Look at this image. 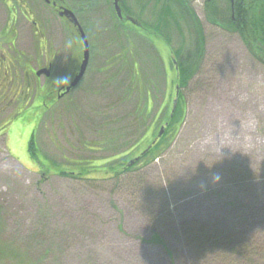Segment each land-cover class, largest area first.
<instances>
[{"label": "rangeland", "instance_id": "rangeland-1", "mask_svg": "<svg viewBox=\"0 0 264 264\" xmlns=\"http://www.w3.org/2000/svg\"><path fill=\"white\" fill-rule=\"evenodd\" d=\"M184 1L193 16L181 15L179 26L174 16L163 33L178 64L193 70L184 89L185 121L167 148L136 171L118 179L86 172L119 162L152 126L160 130L175 97V71H168L166 44L153 35L155 45L138 37L128 19L126 31H117L122 24L111 8L94 13L95 25L89 13L78 14L94 48L84 79L70 95L52 101L50 92L33 85L22 103L21 75L4 88L0 264H264V61L253 55L264 52V40L249 46L240 34L215 25L203 0ZM260 2L247 0L245 19L259 33ZM125 3L149 25L162 7L149 5L142 13L140 0ZM217 5L214 15L222 21L230 0ZM44 15L52 39L48 51L55 52L66 30L57 15ZM24 24L16 46L10 40L19 74L37 67L34 58L41 53ZM77 53L82 59V45ZM134 60L147 90L146 107L151 102L148 117L135 110ZM108 63L105 69L112 72L101 73ZM60 172H83L92 180Z\"/></svg>", "mask_w": 264, "mask_h": 264}, {"label": "flooded vegetation", "instance_id": "flooded-vegetation-1", "mask_svg": "<svg viewBox=\"0 0 264 264\" xmlns=\"http://www.w3.org/2000/svg\"><path fill=\"white\" fill-rule=\"evenodd\" d=\"M212 1L213 2L217 1V3L219 2V0H203L205 4L208 3L212 4ZM153 2L155 3L154 5L152 4ZM245 2H247V0H230L232 8L235 3L243 5L245 4ZM164 3H165L164 0L161 1V4L160 3L156 4L155 0H140V5H139L141 9L140 11L144 13L146 12L145 7L147 8L149 5L156 7L159 5H163ZM217 3L215 8L218 7ZM118 4L122 11V15H123L122 18L118 16L115 0H103L101 4H100V0H0V17L5 18L3 26L0 27V95H3V93L5 92L4 88H9V89L11 88L12 86L11 83L13 82L12 79L16 78L15 75L22 76L23 78L22 87L24 88V90L26 88L27 90L31 89V87L34 85L33 87H36V89H41V91L48 93L50 92L49 96H50V100L52 101H57L58 99L65 98L66 96L70 95V93L73 92L81 84L82 80L85 77L84 75L76 86H71L72 82L75 80L76 76L80 72L81 65L84 59L85 46L83 39L81 37L79 25L74 23L71 15H68V12L71 14L72 13L75 14L80 24L82 23L80 22L78 14L81 12L87 14L89 13L91 15V19H90V21H92L91 23L95 25L96 19L94 13H97L99 9L109 7L112 10H114L116 19L123 26V27L121 25L118 26L117 31L125 32L126 29L128 28L125 24L127 22V16H129L131 12L128 10V7H126L127 5L125 3V0H118ZM204 8L205 10H207L208 9L207 5H205ZM165 9L166 7H161V11H165ZM172 9H174V7L171 8V10ZM44 10H49L53 14L57 15L59 17L58 21L60 22V25H62L63 29L66 30L65 32L67 37L61 40L63 42L59 48L56 47L55 52L51 50V52L49 53L48 51V47L51 45L52 39L49 36H46L45 30L47 24L45 23L46 19L44 15ZM217 18L220 20L219 17ZM172 19L174 20V17H172ZM232 19L234 21H236L237 19L235 12H233L232 14ZM138 21L141 25L138 26L135 25V29H136L135 34L138 37L146 38L152 41L154 45L156 42L155 40L157 38L158 40L166 44L169 54L168 55L169 59H167L168 71L171 70L172 66H174L175 69L176 65L173 62L175 60L174 57L175 51L171 49L170 42L167 41L164 33L156 32L157 30L156 31L154 30L153 25H149L147 23H145L144 25L143 23L144 21L142 19L138 18ZM23 23H25L24 24L25 28L26 27L30 28L27 29V32L29 33L31 40H33V43L35 41L37 45L40 47L41 53L39 55H35L34 58L38 62L37 67L34 66L33 68L30 67L28 69H23L21 74H19L20 69L18 70L19 67L17 68L16 63H14L15 58H13L12 55V52H14L13 50H15V47L13 49L10 48L11 47L10 40L12 39L14 45L16 46L22 34ZM170 24L171 23H169L168 26H170ZM215 25L221 26V28L224 29V27L220 24L216 23ZM81 26L85 31L84 26L83 25ZM235 33L239 35L238 32ZM152 35L157 38H153ZM87 41L89 44V64H88L89 66L90 61L93 57L94 44L93 45L91 44L88 37H87ZM251 43L253 44L252 40ZM81 45H82V59H80V57L77 58V54H78L77 51L78 50L80 51ZM139 46L140 44L137 42L138 53L134 54L136 57L140 55L142 56ZM70 49H71V53L69 54L68 52H70ZM122 57H125V55H122ZM134 61L136 67L135 80L137 79V81L139 82V84H137L135 87V91L137 92V101H136L137 105L135 110H137L138 113L142 116V110L144 107L143 89H142L143 82L142 79H139L138 61L136 60ZM17 63L18 65H20L19 61ZM123 64H127V62ZM110 67H111V63H108L103 70H100V72L110 73L112 72L111 70L105 69ZM41 69H45V71L47 69L48 71H50V74L48 75L47 72H43L41 75H37V72ZM54 75L56 78H54ZM132 77L133 74L130 77L131 78L130 82H133ZM17 78L19 77L17 76ZM109 80H110L109 82H112L111 79ZM137 81L136 83H138ZM149 94H148V99L150 98ZM46 97L47 95H44V98ZM148 103L149 104L147 105V108H150L151 102H149V100ZM161 110H162V106L158 109L157 116H159ZM166 123H168V125L166 126V130H167L169 126V120H165L163 123H161V125ZM148 132L149 133H147L146 135H142L140 137V142L146 137L148 140L150 139L149 142L150 144L158 134V132L155 133V131L153 130V126L152 128L149 129ZM141 145L142 144L138 143V145L133 151L135 152V154L132 155V157L139 155L145 149L144 147H141ZM70 173L72 175L77 174V172L76 173L70 172Z\"/></svg>", "mask_w": 264, "mask_h": 264}, {"label": "trees", "instance_id": "trees-1", "mask_svg": "<svg viewBox=\"0 0 264 264\" xmlns=\"http://www.w3.org/2000/svg\"><path fill=\"white\" fill-rule=\"evenodd\" d=\"M155 1H156V4H159V3L161 4V1H163V0H155ZM164 2L165 3L162 5V7H166V9H165V11H161L159 13V15L156 19L157 21L153 25L154 30L155 31L157 30L156 32L163 33L165 30L164 25L168 26V24L172 22L171 19L174 16H175L174 21H176L175 22L176 26L177 25L179 26L178 19L181 15H183L185 20H186V18H188L189 15H191V17L193 16L190 9L187 7L188 5L186 4V2L184 0H164ZM152 4L154 5L155 3L153 2ZM210 5L211 4H209V3L207 4L208 10H209L208 18L217 22V24L222 25L224 27V29H226L228 31L238 32L241 35L242 40H244V42H246V44H248V45L250 44L249 46H251V40L253 41L254 44L256 43L257 45H258L257 42H259V40H261V39L264 40V14H263L262 18L257 19L259 21V24L262 25V27H263V28H261V26L259 27L260 33L254 31L253 29H249V23L247 22V24H246V21H245L246 14L248 13L247 12V10H248L247 9V2H245V4H243V5L235 3L233 8H232L231 3H230L229 7L226 6L223 10L222 21H220L217 18V16L214 15V9L216 7V3L213 4L212 6H210ZM260 6L264 7V3L260 2L259 7ZM173 7H175L174 15L172 14L173 12H171V8H173ZM233 12L236 13V16H237L236 21H234L232 19ZM260 21L262 24L260 23ZM143 23L145 25V22H143ZM199 29H198V27L195 29L196 32H198L199 42L204 43L205 38L203 37L202 27H201V30H199ZM166 39H167V41H169L168 38H166ZM259 48H262V47H259ZM256 52H258V51L256 50ZM203 53L204 52H203L202 48L198 47L197 50L195 51V56L197 58H200L203 55ZM260 53H262V55H263L262 57L264 58V52L260 51ZM174 71H175L174 72L175 76H174V78L171 79V82L172 81L175 82V85H179V87H180L178 105H177V108H176L175 112L173 113V115H171L172 103L169 104V101H168V106H170V110H169L168 115H167V119L169 120V126H168V129L163 134V136L161 138H159L158 141L154 144L152 149L144 157H142L138 162H136L134 165H132L130 167L125 168L129 159H131L132 155L135 154V152H133L134 150L131 153L123 156V159L120 160L119 162L109 164L108 166L104 167V169L102 166L99 167L98 165H93V166H91V169L86 170V172H100V173L105 174L104 179H118V178H120V176H122L126 173L136 171L140 165H146V164L152 162L154 159H156L162 153V151H164L167 148V146L171 142V139L176 137V135L180 131V129H181V127L185 121L186 96L184 93V89L187 87L188 81L191 79L192 74H193V70H191V72H190L186 68V66L184 65L183 62L179 64V69L176 70V68H175ZM143 84H144V82H143ZM32 90H33V88L28 89V90L26 88L23 91L24 92L23 96H22V91H21V93H17V96H21L20 99H21L22 103L25 101H26V103H28L26 96L28 94H30V92ZM35 90H37V89H35ZM143 91L144 92L146 91V93H147V90H144V87H143ZM144 92H143V99H144V102H145V100L147 102V98L145 99V93ZM1 96L2 95H0V97ZM143 110L144 111L142 112V117L143 116L148 117L147 116V110L148 109H147L145 103H144ZM144 112L146 113V115H144ZM149 142H150V139L147 140V138L145 137L141 142L139 141V144H142L141 147L146 148V146L149 145ZM34 145H36V138H35V134L33 133L31 141H30L31 148H33ZM138 149H140V148H138ZM60 173L61 174L69 173L70 175H72L70 172H60ZM82 174H83V172H79L75 175L80 176V178L92 180L91 178H88V177L86 178L85 176H82ZM141 179H143V177ZM153 241L157 242V243H161V244L165 243L159 237L158 238L155 237L153 239Z\"/></svg>", "mask_w": 264, "mask_h": 264}, {"label": "water", "instance_id": "water-1", "mask_svg": "<svg viewBox=\"0 0 264 264\" xmlns=\"http://www.w3.org/2000/svg\"><path fill=\"white\" fill-rule=\"evenodd\" d=\"M115 4H116V9H117L118 16L120 18H122L123 15H122V11H121V9L119 7L118 0H115ZM68 15H71L74 23L77 24V25H79V30H80L81 37L83 39L84 46H85L84 59H83L82 65H81L80 72H79V74L76 76L75 80L71 84V86H76L80 82V80L83 78V76L85 75V72L87 70V66L89 64V44H88V41H87L86 33H85L83 27L80 25V23H79L78 19L76 18L75 14H73V13L71 14V13L68 12ZM127 19L130 22H132L134 25H137V26L138 25H141L139 23V21L136 18L132 17V16H127ZM253 53L260 60H263L264 61V58L258 52H253ZM173 62L176 65V69L178 70L179 69L178 62L176 60H174ZM43 72H47L48 75L50 74V71H48L47 69H46V71H45V69H41V70H39L37 72V75H41ZM176 89L177 90H176L175 98L173 99L172 115L175 112V110L177 108V105H178V101H179V94H180L179 85H177ZM167 125H168V123L161 125L160 130L158 131V134L155 137V139L139 155L131 158L127 162L125 168L134 165L136 162H138L142 157H144L152 149L153 145L156 143V141L158 140V138H160L165 133L166 126Z\"/></svg>", "mask_w": 264, "mask_h": 264}, {"label": "clouds", "instance_id": "clouds-1", "mask_svg": "<svg viewBox=\"0 0 264 264\" xmlns=\"http://www.w3.org/2000/svg\"><path fill=\"white\" fill-rule=\"evenodd\" d=\"M218 179V178H217Z\"/></svg>", "mask_w": 264, "mask_h": 264}]
</instances>
